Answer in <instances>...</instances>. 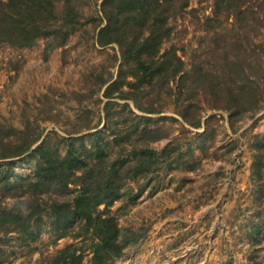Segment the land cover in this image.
Returning <instances> with one entry per match:
<instances>
[{
    "label": "rangeland",
    "instance_id": "1",
    "mask_svg": "<svg viewBox=\"0 0 264 264\" xmlns=\"http://www.w3.org/2000/svg\"><path fill=\"white\" fill-rule=\"evenodd\" d=\"M105 2L48 0L31 39L25 6L0 14V264H58L64 251L92 264L97 241L63 218L80 186L35 194L22 181L70 145L104 148L117 169L154 152L138 175L122 168L120 199L100 207L120 229L108 264H264V0L172 4L160 52L140 63L126 46L145 39L140 26L99 44Z\"/></svg>",
    "mask_w": 264,
    "mask_h": 264
},
{
    "label": "trees",
    "instance_id": "2",
    "mask_svg": "<svg viewBox=\"0 0 264 264\" xmlns=\"http://www.w3.org/2000/svg\"><path fill=\"white\" fill-rule=\"evenodd\" d=\"M28 1L9 0V3L6 4L0 0V5L4 8L0 10V14L3 13L8 18L7 12L9 9V11H13L12 9H21L22 6H25L26 10L30 11V15L35 16L32 21L27 22L24 29V35L30 36L31 39L32 34L30 31L36 29L35 24L40 25L42 23L40 19L43 18L45 12L47 13L44 5L50 6V4L48 0H35V3L31 1L33 5L28 6ZM175 3L177 6L185 8L188 0H106L105 5L108 8L109 21L106 28L102 29L99 34V44L105 46L112 44L114 41L124 42L128 38V29L133 28V26H140L145 39L141 44L138 43L137 38L134 39L137 41L136 44L141 47L138 51L139 56L136 57L134 56L136 44L134 43L135 48L133 49L130 45H126L129 59L140 63L142 55L148 53L151 56L156 55L160 52L163 41L169 35V33H164L163 28L156 25L158 23L165 24L168 17V8ZM148 21H153L154 26L149 28V32L145 36L144 31L149 27L146 26ZM154 30L155 32H152ZM154 157L153 151L149 153L148 161L143 159L142 153L139 156L133 155L121 162L117 161L120 165L117 169V163H113L109 167L104 164L108 158L104 148L95 147L92 150L70 145L64 157L59 158L56 155L46 154L38 164L34 176L30 179H22V181H25L30 187L29 191L35 194L42 193L47 189L63 192L68 190L70 185L80 186L73 204L71 202L65 204L66 213L63 218L67 220L72 217V220L79 219L84 222L83 227L86 235H91L97 241L93 245L92 264H108L109 260L121 255L122 248L119 245L120 229L115 218L106 216L107 213L100 211V207L104 205L109 208L115 201L120 199L121 187L114 182L118 181L124 172L122 168H125L126 164L132 166L131 173L136 176L138 172L135 170H139L146 163H153ZM77 172H81V176L78 179H73ZM80 181L83 183H80ZM63 218L59 217L57 220L60 226L59 229L64 230L71 224H62ZM37 235L34 234V239L37 238ZM65 235V233L61 234L62 237ZM62 254L56 263L79 264L83 257L82 255L77 256L76 253L68 254L66 251Z\"/></svg>",
    "mask_w": 264,
    "mask_h": 264
}]
</instances>
